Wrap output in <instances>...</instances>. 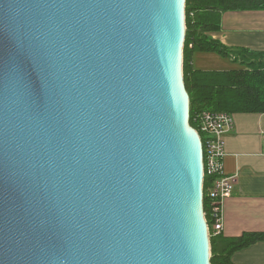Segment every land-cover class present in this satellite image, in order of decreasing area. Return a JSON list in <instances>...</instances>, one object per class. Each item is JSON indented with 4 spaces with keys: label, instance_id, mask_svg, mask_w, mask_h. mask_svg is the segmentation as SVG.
<instances>
[{
    "label": "water",
    "instance_id": "water-1",
    "mask_svg": "<svg viewBox=\"0 0 264 264\" xmlns=\"http://www.w3.org/2000/svg\"><path fill=\"white\" fill-rule=\"evenodd\" d=\"M185 0H0V264H211Z\"/></svg>",
    "mask_w": 264,
    "mask_h": 264
},
{
    "label": "trees",
    "instance_id": "trees-1",
    "mask_svg": "<svg viewBox=\"0 0 264 264\" xmlns=\"http://www.w3.org/2000/svg\"><path fill=\"white\" fill-rule=\"evenodd\" d=\"M249 9H264V0H185L182 69L189 97V122L194 128L197 125L193 118L203 111L264 113V52L231 49L210 36V33L220 29L224 11ZM198 52L216 53L238 66L228 70L195 68L192 59ZM211 179L205 175L204 192ZM203 209L209 228L211 264H234L231 260L233 252L264 240V233H243L238 237L214 233L205 196Z\"/></svg>",
    "mask_w": 264,
    "mask_h": 264
},
{
    "label": "crops",
    "instance_id": "crops-1",
    "mask_svg": "<svg viewBox=\"0 0 264 264\" xmlns=\"http://www.w3.org/2000/svg\"><path fill=\"white\" fill-rule=\"evenodd\" d=\"M210 36L231 49L264 52V9L224 11L220 29ZM201 54L210 63L221 62V68H210L212 64L196 66ZM213 54L195 53L193 66L204 70L238 66ZM232 118L233 126L224 134L222 170L226 175H235L236 182L222 205V234L238 237L264 233V113L236 112ZM231 260L234 264H264V240L236 250Z\"/></svg>",
    "mask_w": 264,
    "mask_h": 264
},
{
    "label": "built area",
    "instance_id": "built-area-1",
    "mask_svg": "<svg viewBox=\"0 0 264 264\" xmlns=\"http://www.w3.org/2000/svg\"><path fill=\"white\" fill-rule=\"evenodd\" d=\"M193 119L202 145L203 176L212 177L210 186L205 192L203 189V199L204 196L207 199L211 230L214 233L222 232V205L231 195L236 182L235 175H226L222 170L224 134L233 126L232 113L203 111L197 113ZM204 216L206 219L205 212Z\"/></svg>",
    "mask_w": 264,
    "mask_h": 264
},
{
    "label": "rangeland",
    "instance_id": "rangeland-1",
    "mask_svg": "<svg viewBox=\"0 0 264 264\" xmlns=\"http://www.w3.org/2000/svg\"><path fill=\"white\" fill-rule=\"evenodd\" d=\"M213 55H216V54H213ZM201 64H212L210 68H218V67L221 68L220 67L221 66V62H219V63H216V62L215 63H210L209 61H207L205 59L203 54H201L200 61H196V63H195L196 66H200ZM214 64H216V65H214Z\"/></svg>",
    "mask_w": 264,
    "mask_h": 264
}]
</instances>
